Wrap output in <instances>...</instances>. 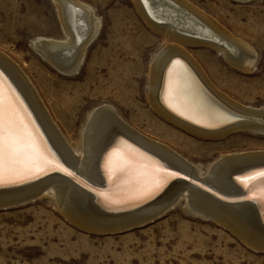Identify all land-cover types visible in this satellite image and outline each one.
Here are the masks:
<instances>
[{
    "label": "bare ground",
    "instance_id": "6f19581e",
    "mask_svg": "<svg viewBox=\"0 0 264 264\" xmlns=\"http://www.w3.org/2000/svg\"><path fill=\"white\" fill-rule=\"evenodd\" d=\"M52 1L64 37H38L34 50L59 72L72 75L98 33L100 18L81 0ZM130 1L142 21L162 37L163 47L150 61L147 73L146 99L154 113L201 139H223L238 131L264 135V122H232L230 113L209 93L233 111L260 116L263 121L264 109L241 106L219 90L188 47L213 49L241 70L255 65L256 49L189 0ZM0 89L6 106L15 109L21 134L31 137L47 161L39 173L6 179L0 185V207L23 198L31 200L49 186L69 219L89 229L107 231L160 215L187 192L192 212L218 220L246 243L264 250V177L259 176L264 172V149L220 155L202 176L168 145L121 121L106 104L91 109L78 141H70L24 73L1 51ZM245 164L255 166L242 169ZM233 169L240 170L229 178ZM181 174L196 177L222 193L232 194L239 188L251 202L221 201ZM154 176L165 177L158 189L152 184Z\"/></svg>",
    "mask_w": 264,
    "mask_h": 264
},
{
    "label": "rangeland",
    "instance_id": "374dc122",
    "mask_svg": "<svg viewBox=\"0 0 264 264\" xmlns=\"http://www.w3.org/2000/svg\"><path fill=\"white\" fill-rule=\"evenodd\" d=\"M81 1L93 8L100 26L80 68L64 75L33 45L38 37H64L53 1L0 0V51L27 77L63 136L78 141L91 109L106 104L202 176L220 155L264 149V135L238 131L223 139H201L157 116L146 99L147 73L163 47L162 37L142 21L130 0ZM189 1L249 42L257 60L250 70H241L213 49L188 50L219 90L241 106L264 109V0ZM186 195L143 223L97 231L69 219L48 186L23 204L0 207V264H264L263 249L218 220L192 212Z\"/></svg>",
    "mask_w": 264,
    "mask_h": 264
},
{
    "label": "snow or ice",
    "instance_id": "6c2138e0",
    "mask_svg": "<svg viewBox=\"0 0 264 264\" xmlns=\"http://www.w3.org/2000/svg\"><path fill=\"white\" fill-rule=\"evenodd\" d=\"M42 163L47 161L31 137L21 134L15 109L11 105L6 106L3 90L0 89V185L12 177L43 171ZM259 176L264 177V172ZM164 180V176H154L152 184L158 189ZM261 200L264 201V197Z\"/></svg>",
    "mask_w": 264,
    "mask_h": 264
},
{
    "label": "water",
    "instance_id": "95a60500",
    "mask_svg": "<svg viewBox=\"0 0 264 264\" xmlns=\"http://www.w3.org/2000/svg\"><path fill=\"white\" fill-rule=\"evenodd\" d=\"M198 83H199V81H198ZM203 88L205 89V87H203ZM209 95H210V97H212L214 99V101H216L221 107H223L224 109H226L228 111V113H230L231 117H233V119H234L232 122H236L239 120H251V121H257V122H261V123L264 122L260 116L259 117L258 116H251V115H246V114H242L239 112H235L232 109H230L228 106H226L225 104H222V102L217 100V98H214L213 95H211V93H209ZM232 122H230V123L232 124ZM252 166H255V165L245 164V165H242L241 168L246 169V168H249ZM240 169H233V172L229 175V178L232 175L237 174ZM181 177H183L186 181H188V179H189L188 182H190L196 186H199L201 189L207 191L208 193L212 194L214 197H217L221 201L228 202V203H241V202L250 203L251 202V200L249 198H243L244 193L238 187H236V188H238V192H232V194H227V193H222V192L216 190L215 188L206 185L204 182H202L201 180H199L196 177L194 178V177H190V176H185L184 174H181ZM101 185L102 184H99L98 186H101ZM29 200H30V197L29 198H23L21 200H18L17 202H9V204H13V203L14 204L8 205V206L23 204Z\"/></svg>",
    "mask_w": 264,
    "mask_h": 264
}]
</instances>
